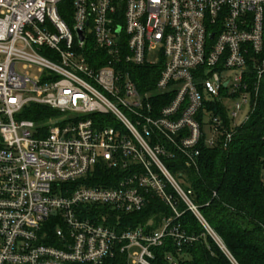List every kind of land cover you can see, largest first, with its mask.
Returning <instances> with one entry per match:
<instances>
[{"label": "built area", "instance_id": "2783aa9c", "mask_svg": "<svg viewBox=\"0 0 264 264\" xmlns=\"http://www.w3.org/2000/svg\"><path fill=\"white\" fill-rule=\"evenodd\" d=\"M142 67L160 69L145 93ZM263 78L264 0H0V264H154L194 241L180 202L224 249L165 160L227 149ZM32 105L59 115L38 124ZM101 169L113 186L90 185ZM153 197L173 213L159 229L105 225Z\"/></svg>", "mask_w": 264, "mask_h": 264}, {"label": "trees", "instance_id": "16d2710c", "mask_svg": "<svg viewBox=\"0 0 264 264\" xmlns=\"http://www.w3.org/2000/svg\"><path fill=\"white\" fill-rule=\"evenodd\" d=\"M62 18L70 22L63 11ZM87 55L92 61L104 58V52L93 43L88 46ZM134 71L132 79L139 90L142 93L152 90L160 69L142 67ZM212 109L215 114L224 115L217 107ZM58 115L56 110L32 105L23 117L44 124ZM200 150L197 168L188 167L176 152L173 159L165 162L183 187L191 191L194 204L224 249L180 202L179 210L184 214L177 223L182 233L194 241L184 243L179 249L174 239L168 238L164 246L153 249V263L170 264L167 257L173 256L178 264H264V78L254 111L242 127L235 129L228 148L222 143L209 148L202 141ZM111 177L113 174L101 169L90 185L113 186ZM114 215L105 225L118 229L147 227L148 231H155L161 227L162 218L171 217L173 213L153 197L144 211L117 215L122 219L120 224H115ZM150 219L153 223L148 226ZM104 264H128V261L118 254Z\"/></svg>", "mask_w": 264, "mask_h": 264}, {"label": "rangeland", "instance_id": "374dc122", "mask_svg": "<svg viewBox=\"0 0 264 264\" xmlns=\"http://www.w3.org/2000/svg\"><path fill=\"white\" fill-rule=\"evenodd\" d=\"M159 55H160L159 51H157V52H153V53L151 54V58H150V60L153 61V60L157 59V58L159 57Z\"/></svg>", "mask_w": 264, "mask_h": 264}, {"label": "water", "instance_id": "95a60500", "mask_svg": "<svg viewBox=\"0 0 264 264\" xmlns=\"http://www.w3.org/2000/svg\"><path fill=\"white\" fill-rule=\"evenodd\" d=\"M80 40H81V41H83V40H84L82 36H80Z\"/></svg>", "mask_w": 264, "mask_h": 264}]
</instances>
